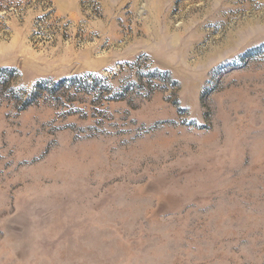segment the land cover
I'll return each instance as SVG.
<instances>
[{"label": "rangeland", "instance_id": "rangeland-1", "mask_svg": "<svg viewBox=\"0 0 264 264\" xmlns=\"http://www.w3.org/2000/svg\"><path fill=\"white\" fill-rule=\"evenodd\" d=\"M2 66L77 79L0 91V264H264V0H0Z\"/></svg>", "mask_w": 264, "mask_h": 264}, {"label": "trees", "instance_id": "trees-1", "mask_svg": "<svg viewBox=\"0 0 264 264\" xmlns=\"http://www.w3.org/2000/svg\"><path fill=\"white\" fill-rule=\"evenodd\" d=\"M17 69L8 66L0 67V91L5 90L10 98V101L14 102L15 106L19 109H25L31 105H34L42 96L48 95L50 98L56 100L59 98L60 93L69 89L73 83L76 82L77 77L74 78H64L59 81L51 79H43L36 83L31 92L25 90H17L12 86L13 80L17 75L15 73ZM93 92L94 87L89 89ZM123 95H112L111 100H121Z\"/></svg>", "mask_w": 264, "mask_h": 264}]
</instances>
